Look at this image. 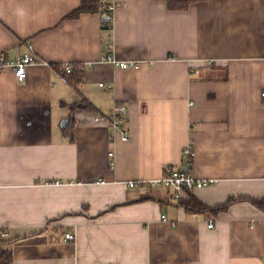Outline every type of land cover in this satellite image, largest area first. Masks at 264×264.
<instances>
[{
  "label": "crops",
  "instance_id": "crops-1",
  "mask_svg": "<svg viewBox=\"0 0 264 264\" xmlns=\"http://www.w3.org/2000/svg\"><path fill=\"white\" fill-rule=\"evenodd\" d=\"M80 4L0 0V53L31 45L39 61L24 83L0 72V249L11 264H264L249 202L189 214L170 189L127 186L187 167L189 147L192 176L212 184L181 198H264V0H114L110 28L102 10L68 18ZM81 98L96 110L71 113ZM116 106L126 141L104 120Z\"/></svg>",
  "mask_w": 264,
  "mask_h": 264
},
{
  "label": "built area",
  "instance_id": "built-area-1",
  "mask_svg": "<svg viewBox=\"0 0 264 264\" xmlns=\"http://www.w3.org/2000/svg\"><path fill=\"white\" fill-rule=\"evenodd\" d=\"M102 5V20L109 21L112 23V13L114 8V0H101ZM111 45L108 46L110 48ZM28 52L20 57L14 59H8L4 53H0V72L5 70H11L14 73L15 79L18 83H24L26 80L27 69L30 66L39 64V61L32 55V46L27 45ZM108 61L121 69H138L139 64L133 62L115 61L108 58ZM61 73L69 75L72 72V66L65 64L61 66ZM102 86V85H100ZM262 99H264V94H262ZM126 109L124 106H116L112 114L109 117L104 118L105 122L113 129L119 130L121 133V139L126 141L128 139L127 131L124 129L125 119L124 114ZM101 117H97L96 121L100 120ZM185 154L188 159L187 167L174 169L172 167H166L164 169V174L160 178L150 179V180H140L136 183L128 182L127 186L132 188L136 184L143 186L145 188H155V189H170L174 192L173 197L175 200H179L182 195L192 191L193 189H199L212 184V181H201L193 177L191 174V161L193 158V151L191 148L185 149ZM108 156L112 157L113 153H108ZM97 184H104V181L99 180ZM56 184H60L56 182ZM162 221L165 218L161 217ZM212 227V223L208 225V228ZM7 234L0 232V238H6ZM74 240V236L71 234H64L63 241L71 242Z\"/></svg>",
  "mask_w": 264,
  "mask_h": 264
},
{
  "label": "trees",
  "instance_id": "trees-1",
  "mask_svg": "<svg viewBox=\"0 0 264 264\" xmlns=\"http://www.w3.org/2000/svg\"><path fill=\"white\" fill-rule=\"evenodd\" d=\"M101 0H81V4L79 7L74 9L70 14L67 15L68 18H75L83 13H96L102 10V5L100 3ZM163 1L168 10L170 11H185L189 8L190 5L194 3L205 2L206 0H160ZM102 14V11H101ZM111 22L103 21L102 26L104 28H110ZM72 72L69 75L62 74L63 79L71 84V86L77 91V86L81 82V74ZM78 72V71H75ZM78 92V91H77ZM71 113L76 110H85L89 112L95 111V107L87 101L85 98H81L77 102H74L70 105ZM240 202H249L251 205L261 209L264 211V198H251L246 196L239 197H230L228 200L221 205L210 207L201 203L197 198L193 195L189 194L186 198H180L177 201V204L182 207L189 214H208L212 217H216L220 213L227 212L228 209L235 203ZM0 264H11V252L10 250H2L0 249Z\"/></svg>",
  "mask_w": 264,
  "mask_h": 264
}]
</instances>
